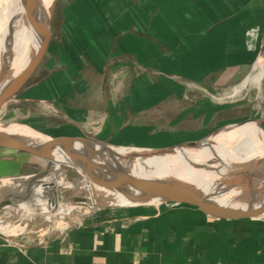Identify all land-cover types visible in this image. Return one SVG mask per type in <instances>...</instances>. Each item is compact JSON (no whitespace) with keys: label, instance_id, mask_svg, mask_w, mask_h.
<instances>
[{"label":"rangeland","instance_id":"374dc122","mask_svg":"<svg viewBox=\"0 0 264 264\" xmlns=\"http://www.w3.org/2000/svg\"><path fill=\"white\" fill-rule=\"evenodd\" d=\"M215 14L216 0H56L48 52L15 101L5 107L0 123L159 147L201 140L229 124L263 117L264 76L258 78L256 67L260 53L255 49L251 58L233 61L217 58ZM136 22L143 29L136 28ZM184 22L197 33L184 34ZM129 24L134 26L125 29ZM173 24L179 27L173 29ZM117 30L122 33L114 40ZM136 30L142 44L122 48L114 43L117 36ZM136 78L141 82L136 93L141 105L125 110L137 113L124 121V114L109 120L106 104L135 102L130 89ZM230 162L223 161L226 167ZM45 163V158L29 153L0 150V182L37 172ZM92 206L85 198L76 200L69 216L63 217L73 225ZM51 225L46 216H38L25 233L11 238L35 241Z\"/></svg>","mask_w":264,"mask_h":264},{"label":"crops","instance_id":"0c3cea01","mask_svg":"<svg viewBox=\"0 0 264 264\" xmlns=\"http://www.w3.org/2000/svg\"><path fill=\"white\" fill-rule=\"evenodd\" d=\"M135 25L143 29L142 23ZM187 25L183 23L182 27L187 28L184 34L197 33ZM133 26L129 24L125 29ZM120 33L122 30L115 31L112 38L115 40V34ZM214 34L213 43L219 45L217 58L221 60L251 58L255 49L261 53L264 0H216ZM114 43L129 47L131 43L142 44L143 37L136 30L135 34L117 36ZM140 84L136 78L131 85V95L135 92L136 97L132 104H106L109 120L124 114V121L137 113L125 108L141 105L136 94ZM172 89L179 90L176 86ZM81 218L44 239L23 241L0 236V264H264V219L220 223L172 204L106 206Z\"/></svg>","mask_w":264,"mask_h":264},{"label":"water","instance_id":"95a60500","mask_svg":"<svg viewBox=\"0 0 264 264\" xmlns=\"http://www.w3.org/2000/svg\"><path fill=\"white\" fill-rule=\"evenodd\" d=\"M55 2L38 45L26 64L17 71L8 65L0 77V118L5 107L15 101L48 52ZM17 3L18 16H11L8 21L10 45L14 37V21L27 19L32 8V0H17ZM11 52L12 47L9 46L10 55ZM257 121L263 123L264 116ZM7 127H0L1 151L29 153L45 158L46 163L37 172L7 178L0 187L2 237H9L2 231L4 225L12 222L21 212L42 204L46 189L55 186L84 192L88 188L100 187L117 191L130 200L128 204L119 205L105 200L90 207L85 215L106 206L172 204L187 213L220 223L264 219V191L248 197L240 196L236 191L241 184L264 183V174L259 171L243 169L230 183L214 178L203 185L183 178H158L135 171L134 166L139 160L163 154L185 143L140 146L115 143L85 134L47 133L33 127L35 132H20Z\"/></svg>","mask_w":264,"mask_h":264},{"label":"bare ground","instance_id":"6f19581e","mask_svg":"<svg viewBox=\"0 0 264 264\" xmlns=\"http://www.w3.org/2000/svg\"><path fill=\"white\" fill-rule=\"evenodd\" d=\"M55 1L32 0L29 17L21 21L14 19L12 45L8 38V21L11 16L15 18L18 16V3L17 0L0 1V77L8 65H11L12 70L17 71L26 64L38 45ZM9 46L12 47L11 55ZM256 67L260 69L258 78H262L264 76V52L260 53ZM1 126L4 125L0 123ZM7 128L20 132H35L28 125L16 124ZM184 143L185 145L163 154L139 160L134 166L135 171L158 178H183L199 185L206 184L214 178L230 183L243 169L264 174V127L257 120L248 119L229 124L206 138ZM217 158L220 159L218 163L210 162ZM226 159L231 161L227 167L223 163ZM222 163L223 166H221ZM5 181L0 182V187ZM89 190H93L94 193ZM236 191L240 196L248 197L263 192L264 183L241 184L236 187ZM83 198L93 205L105 200L118 205L130 203L128 198L122 197L117 191L105 188L92 187L84 192L81 189L50 187L46 189L42 204L21 212L19 221L9 222L3 226L2 231L9 237L25 233L23 231L27 229V224H30L32 219L43 215L52 222L49 230H39V239L43 236L46 238L50 231H61L68 226L70 222L63 216H69V211L75 201Z\"/></svg>","mask_w":264,"mask_h":264}]
</instances>
